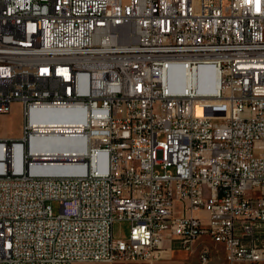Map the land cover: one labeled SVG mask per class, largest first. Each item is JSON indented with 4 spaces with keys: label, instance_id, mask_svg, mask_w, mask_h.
<instances>
[{
    "label": "built area",
    "instance_id": "1",
    "mask_svg": "<svg viewBox=\"0 0 264 264\" xmlns=\"http://www.w3.org/2000/svg\"><path fill=\"white\" fill-rule=\"evenodd\" d=\"M195 1L0 0V264H264V0ZM35 110L85 118L82 173L36 171Z\"/></svg>",
    "mask_w": 264,
    "mask_h": 264
},
{
    "label": "bare ground",
    "instance_id": "2",
    "mask_svg": "<svg viewBox=\"0 0 264 264\" xmlns=\"http://www.w3.org/2000/svg\"><path fill=\"white\" fill-rule=\"evenodd\" d=\"M207 74L212 75L209 71L202 74L200 90H204ZM179 80H182L180 75L175 77L174 84ZM186 82H192V78H188ZM31 122L38 129V136L31 140V151L38 160L44 161L43 167L36 171L65 176L82 173L74 162L85 155L87 143L71 136L84 125L85 118L80 119L74 112L67 110H35L31 115ZM215 247L219 248L217 238L213 235H202V238L194 241L190 252L198 253L200 263L207 255L209 263L215 255Z\"/></svg>",
    "mask_w": 264,
    "mask_h": 264
},
{
    "label": "rangeland",
    "instance_id": "3",
    "mask_svg": "<svg viewBox=\"0 0 264 264\" xmlns=\"http://www.w3.org/2000/svg\"><path fill=\"white\" fill-rule=\"evenodd\" d=\"M199 0L195 1V8L198 10ZM25 119L22 113V107L16 103L10 109V112L5 116H0V139H13L15 141L22 137L23 125ZM55 213L58 214V207L55 206ZM131 224L129 222H117L114 225V239L128 240L130 236ZM215 255L208 264H228L225 260V252L219 247L214 248ZM116 264H202L199 261L198 253L188 254L186 252L178 251L164 254V259L152 263H116ZM248 264V263H237Z\"/></svg>",
    "mask_w": 264,
    "mask_h": 264
},
{
    "label": "crops",
    "instance_id": "4",
    "mask_svg": "<svg viewBox=\"0 0 264 264\" xmlns=\"http://www.w3.org/2000/svg\"><path fill=\"white\" fill-rule=\"evenodd\" d=\"M172 252H178V251H172ZM172 252H167L166 254H168V253H172Z\"/></svg>",
    "mask_w": 264,
    "mask_h": 264
}]
</instances>
